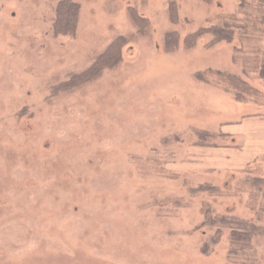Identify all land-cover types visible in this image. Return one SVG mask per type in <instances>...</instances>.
<instances>
[{
  "label": "rangeland",
  "instance_id": "1",
  "mask_svg": "<svg viewBox=\"0 0 264 264\" xmlns=\"http://www.w3.org/2000/svg\"><path fill=\"white\" fill-rule=\"evenodd\" d=\"M60 1L0 0V264H264V6Z\"/></svg>",
  "mask_w": 264,
  "mask_h": 264
},
{
  "label": "trees",
  "instance_id": "2",
  "mask_svg": "<svg viewBox=\"0 0 264 264\" xmlns=\"http://www.w3.org/2000/svg\"><path fill=\"white\" fill-rule=\"evenodd\" d=\"M260 6H264V0H249ZM172 6V5H171ZM170 6V8H171ZM79 6L72 0H62L57 4L55 11V20L52 25L53 32L57 35L72 36L75 34L77 21H78ZM211 33L213 42H221L223 40L232 39V32L227 29L212 27L206 31ZM197 35V34H196ZM190 42L195 39L194 35ZM189 37V36H188ZM188 37L183 44H188ZM188 41V42H187ZM189 46V45H188ZM260 77L264 80V64L259 70ZM263 181V180H258ZM257 181V182H258ZM261 188H259V191ZM230 241L232 244H238L239 242L247 243L252 237L259 235L260 231L255 226H248L242 228H230Z\"/></svg>",
  "mask_w": 264,
  "mask_h": 264
}]
</instances>
